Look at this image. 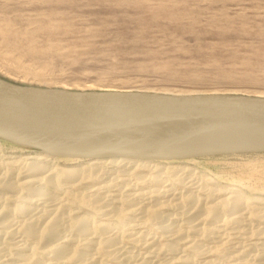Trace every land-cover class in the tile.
<instances>
[{
  "label": "rangeland",
  "instance_id": "1",
  "mask_svg": "<svg viewBox=\"0 0 264 264\" xmlns=\"http://www.w3.org/2000/svg\"><path fill=\"white\" fill-rule=\"evenodd\" d=\"M0 76L19 84L49 88H71L74 90L124 89L170 93L193 91L234 92L264 97V0H0ZM3 142L4 151L1 156L4 158L5 163L6 160L7 162L9 160L12 162L13 165L11 166L8 163V167L12 168L11 170L16 173L10 172L12 181L19 183L33 178V175L31 176L30 173H23L20 170V166L13 163V160L7 155L20 156L22 154L21 156H25V154H35V152L39 151ZM187 165L198 172L196 176L199 183H206L207 189L212 188L213 190H217V192L215 190L212 193V196L215 192L218 193L219 191L223 192L221 197H226L227 194L225 193L239 191L252 198L247 202V209H245L246 215L249 217L247 221L251 222V226L223 223V220L229 214L228 211H224V215L219 216L221 222L216 221L219 218L215 220L207 216V214H199L197 218H188L181 210H169L165 208L161 210V213L163 212L165 217L156 219L150 213L152 209L156 210L157 208H153L154 202L153 204L152 202H138L139 206H130L131 204L128 203L125 206V208L127 207V211L125 209L119 215L117 212L115 217L116 211L112 212L114 211L113 206L109 205L112 197L114 196L113 198L118 199L124 196L125 199V191L128 194L133 193L132 188L135 185L126 184L125 186L124 182H115L113 184L108 182L106 184L100 180L88 179L84 180V182H72L74 186L71 189L73 192L71 195L69 193L59 194L58 196H60L61 201L66 200L63 201L64 203L62 202L61 204L60 199L55 200L56 203L54 200L48 199L47 201V199H43L37 202V204L36 202L31 204V207L33 209L36 208L35 210L38 208L40 213H38V210L36 211L37 213L33 211V215L26 214L25 216V214L21 213L17 215L16 220H36L39 218V222H42V225H44L53 218L54 209L61 208L62 215L65 216L64 219L67 220L68 218L67 221H69L68 216H70L71 212L72 217L80 218L86 215V219L91 221L96 220V226H103L107 223L111 226L112 224V230L106 236L114 234L113 230L119 231L133 228L131 230L132 233L138 232V234L133 235L135 237L139 236L141 232H148L152 236L157 235V237H161L160 246L154 247L155 249L158 247L157 249L164 248L165 250L163 245L166 246L167 242L168 247L170 244V246L173 244V248L177 246L175 251L170 252L168 250V253L166 252L167 248L164 253V250L161 252L159 250L148 249L145 246L143 247V245L137 244L136 246L129 241L130 237L133 236L131 234L128 235L127 232L122 235L123 237L120 236L123 240H119L121 242L118 241L119 244L116 243L117 245L115 244L112 247L113 249L118 247L119 251L116 249L111 250V248V254L110 250L99 254L101 264H118L119 259L117 258H119V254L115 252L123 254L133 252L136 256L140 254L139 257L137 256L138 260L147 255H149L148 257H152L153 255V260L159 261L161 258L160 260L172 261L175 258L177 259L179 251L185 257L188 254L187 258L189 259L190 257L191 259L195 257L192 260L195 261L197 259L195 261L196 264L198 262L201 263L204 259H215L220 264H251L246 260L247 263L243 262V260L235 261L233 259L239 250L242 249V245H244L243 248L247 249L251 244L250 242L252 241L245 238H253L251 236L257 235L226 234L227 237L230 235L232 239L228 237V239H225V243L222 244L220 241V244L217 243L218 237L213 240L210 239L214 234L209 233H206L207 235H196L191 232L188 235L180 236L192 239L197 237V246L202 244L204 247L205 245L204 248L202 246L199 248L211 250V255H208V253L206 254L208 256L199 255L200 257H198L197 254H193V250H188L186 253L185 251L182 252V241L178 242V239L175 240L179 236L174 231L162 234L161 227L170 224L171 228H173L175 224L174 228L183 229V232H188V222L193 221V224L197 222L198 225H201V227L200 225L197 227L208 229L207 232H210L211 228H217L218 226H222L220 232L227 233H232L234 227L233 231L236 232L242 227L255 231L257 227L264 228V224L262 223L264 217L260 219L257 217L258 215H249L252 209L261 208L262 210L260 211L264 210V201H254V199H264V153L196 158V161ZM60 166L68 168L74 165L70 161L63 159ZM168 179L169 181L163 183V185L174 181L170 177H167L165 180L167 181ZM131 183L134 184L135 181ZM116 184H119L120 186L118 187L120 188L116 187ZM95 185L97 187L103 185L104 188L101 190V195L94 194L95 196H93L92 187L95 189ZM105 185L107 186L105 187ZM152 185L153 183L150 181H145V183L141 181L138 185L139 191H148ZM44 188V185L37 187L38 193L35 192L36 196ZM184 188V184L178 183L176 192L186 191V193H191ZM2 189H0V197H10V201L1 199L0 203L1 201L3 202L0 204V208L7 205V207L10 206L13 209L16 205L23 203L22 197L19 200L20 196L29 197L27 190L21 193L17 192V196L12 195L11 197V193L9 195L5 189ZM35 193L33 200L37 199ZM208 193L202 190L200 198L204 199ZM73 194L84 199L87 197L86 200L89 203H81L72 196ZM65 195L67 198L64 197ZM86 195H91V198ZM98 195L100 197L104 196L109 203H105V199L103 197L99 198ZM62 197H64L63 200ZM93 197L94 199L96 197V200H93ZM97 197L100 200L97 201ZM101 199H103L102 202H99ZM162 199L159 200L162 201ZM49 202L55 204L51 205ZM58 202L60 203V207L56 205L59 204ZM261 202L263 203L261 204ZM42 204L44 205L42 206ZM116 206H120V204H116ZM104 207L108 208V211L111 212L105 211ZM139 207L141 209L136 211V215L133 210ZM147 208L149 214L146 213V216L144 213L147 211ZM45 209L48 210L45 211L46 214L44 213ZM101 211L105 216H102ZM131 212L132 214L130 215ZM9 215V218L15 217L12 213ZM35 215L37 218H35ZM50 215H52V218H50ZM46 216L48 217L47 219ZM18 218L21 219L19 220ZM132 224L139 226L135 227ZM65 227H63L64 229L61 232L63 234L61 236L66 237L68 235L66 238L78 240L79 236L76 235V232H73L70 226H68V230L70 229V231L66 230V232ZM158 228L161 229L159 230ZM168 233H171L168 237L171 240L167 238ZM97 234L100 237H104L101 233ZM97 234H94V236L97 237ZM161 234L163 236L166 234V238L164 239ZM223 234L218 235L222 236ZM19 239L23 240L22 243L29 246L28 248H36L35 252L44 263L53 261L50 255L47 254L48 256L46 257V254L43 253L46 251L44 248L48 247H43L42 245L40 248L41 244L36 245L37 243H34L33 240H25L22 236ZM28 243L30 245H27ZM52 244L55 245L56 242ZM75 244L76 242L74 244L68 243L70 247H75ZM174 244L177 245L175 246ZM236 244L240 247L236 248ZM251 247L250 245L249 249ZM249 249L247 250L248 255L256 253V249ZM93 251L89 252V254H94L95 251ZM39 253L41 254L39 255ZM113 253L115 254L113 255ZM104 254H108L110 257ZM112 256L116 257L112 258ZM229 256L230 258H228ZM6 258L4 257L2 260H7V264H15L16 260L14 258L11 257L9 259V256H6ZM263 260L261 264L264 263ZM60 263L79 264V262L72 263L65 259L61 260ZM124 264H129V262Z\"/></svg>",
  "mask_w": 264,
  "mask_h": 264
},
{
  "label": "water",
  "instance_id": "2",
  "mask_svg": "<svg viewBox=\"0 0 264 264\" xmlns=\"http://www.w3.org/2000/svg\"><path fill=\"white\" fill-rule=\"evenodd\" d=\"M0 140L85 160L264 153V97L74 90L0 76Z\"/></svg>",
  "mask_w": 264,
  "mask_h": 264
},
{
  "label": "bare ground",
  "instance_id": "3",
  "mask_svg": "<svg viewBox=\"0 0 264 264\" xmlns=\"http://www.w3.org/2000/svg\"><path fill=\"white\" fill-rule=\"evenodd\" d=\"M153 92H156V91H153ZM157 92H159V91H157ZM162 93L205 94V93H219V92H196V91H193V92H173V93L162 92ZM223 93L238 94V93H234V92H223ZM3 151H4V142L2 140H0V176H1L0 177V189L1 188H3L2 190L5 189V191H7L9 193V195L11 193V197H12V195L17 196L16 195L17 192L21 193L22 191L24 192V190H27L29 197L28 196L27 197L26 196L25 197L24 196H20V197L18 196L19 200H21V197H22L23 203L21 205H16V207H14L13 209H11L10 206H8L9 207L8 208L7 205L5 207L3 206L2 208H0V264H7L6 263L7 260L6 261L2 260L4 257L6 258V256H9V259L11 257L14 258V260H16L15 264H61L60 261L63 259L70 261L72 263L73 262H75V263L79 262V264H101V262H100L101 259H99V254L102 252L109 251L116 243L119 244L118 241L123 240L121 238V237H123L122 236L123 234H125L127 232H128V235L131 234L132 236L138 234V232L132 233L131 230L133 228H129V229H123V230H119V231L113 230L114 234L112 233V235L106 236V234L108 232H111V230H112V227H111L112 224L111 223H110L111 226L108 225L109 223L104 224L103 226L102 225L96 226V224H97L95 222L96 220L91 221L89 219H86L85 218L86 215H84V217H80V218H77L74 216L75 217L74 218V217H72L73 215H71V212L69 214L70 216H68L69 221H67L68 218L66 217L67 220L64 219L65 216L62 215L63 213H62L61 208L54 209V213L52 212L54 214L53 218H52L53 214L50 215L51 216L50 218H52V219L49 220L48 222H46L44 225H42V222H39L40 221L39 218H38L39 220L38 219H36V220H34V219L33 220L32 219L24 220L23 219L21 221L16 220L17 215H19L21 213L25 214V216H26V214H28V215L32 214L33 215L34 214L33 211H35V213H37L36 211L38 210V208H37V210H35L36 209L35 207H34L35 209H33V207H31L32 203L36 202V204H37V202H40L43 199H47V201H48V199H50L51 201L54 200L55 203H56L57 199H60V201H61V198H59L60 196H58L59 194L63 195L64 193L65 194L69 193L71 195L73 193L71 189L74 186V184L72 182H75V181H83L84 182V180H87V179L88 180H95V181L100 180L103 183L105 182L106 184L108 182H110L112 184L115 182L116 183L117 182H120V183L124 182L125 186H126V184L127 185H130V184L135 185V187L133 186L134 188L131 187L133 189L132 190L133 193L128 194V192L125 191V193H126L125 199H124V196L122 198H118V199L113 198L114 197L113 196L110 203H109L106 201V198H104V196H102L103 199H105V201H106L105 203H109V205H111V207L113 206L114 211H112V212L116 211V214L115 213H112V214H115V217L117 215V212L119 215V213L124 212L125 209L127 211V207L125 208V206H127L128 203L131 204L130 206H133V205L139 206L140 202H142V203L152 202V204L154 202L153 208L154 207H157V208H156V210L152 209L150 213L156 219L157 218L161 219V218L165 217L163 212L161 213V210L164 208L169 209V210L170 209L171 210H173V209L181 210L183 214H186L188 216V218H191V217L197 218V215H199V214H201V215L207 214V216H210L211 218H213L215 220L217 218H219V216H221L222 214L224 215V213H223L224 211H228L229 214L227 215V217H225V220H223L224 222L222 221L223 223H226L229 225L239 224L240 226H246V225L251 226L250 225L251 222L247 221L249 219V217H248V215H246L247 213L245 212V209H247V202L249 200H251L252 198H250L249 196H247L244 193L239 192V191H231V192L225 193V194H227L226 197H221V195H223L222 194L223 192L221 193L219 191L220 193L219 192L216 193L217 192L216 189H215L216 194L214 193L212 196V193L215 190H213L212 188L207 189L206 183H204V184H201V182L199 183L197 176H196V174L198 172H196L194 168H191V167H189V165H187V164L192 163L193 161H196V158L184 159V160H175V161H147V160H139V159H132V158L90 159V160L68 159V158L56 157V156L51 155L49 153H43V152H35V154H27V155L25 154V156H21L22 154L20 156L7 155L8 157H10L11 160H13V163H16V165L20 166V170L23 173L27 172V174L30 173L31 176L33 175V178L28 179L27 181L23 180L24 182L23 181H22L23 183L19 182V183H21V184H19L16 181L15 182L12 181V179H11L12 177L10 175L11 174L10 172H12V173H15V172H13L11 170L12 168L8 167L9 166L8 163L11 164V166L13 164L10 160L9 161L11 163L9 161L7 162V160H6V163L4 162V158L1 156ZM63 159H66V161H70L74 166L68 167V168L61 167L60 163H61V160H63ZM16 169H17V167H16ZM165 177L166 178L170 177V179L172 178L174 181H171L170 183H168V184L166 183L165 185H163V183L169 181V179L166 181ZM202 178H203V176H202ZM133 181H135L134 184L131 183ZM141 181L143 183H145V181L146 182L150 181L151 183H153L154 186L152 185L148 191H143V190L139 191L140 188L138 187V185L140 184ZM71 183H72V185H71ZM75 183H77V182H75ZM178 183L184 184V187L186 188V190L187 191L189 190L191 193H186V191H177L176 192ZM42 185H44V187H45L44 190H42L41 192L39 191L40 192L39 195L36 196V193H38L37 187L42 186ZM82 185H84V184H82ZM95 186H96L95 189L92 187L93 196H95L96 194L102 193L101 190L104 188L103 185L99 186V187H97V185H95ZM106 186L107 185H105V187ZM118 186H120V185L116 184V187H118ZM118 188H120V187H118ZM122 189H124V188H122ZM76 190H77V188H76ZM112 190H113V188H112ZM114 190H116V189H114ZM119 190H121V189H119ZM202 190L203 191L205 190V192L207 191V193H208V191H211V192H209L210 194L208 193L207 197H205L203 199V198H200V192ZM90 191H91V188H90ZM121 191H124V190H121ZM117 192H118V189H117ZM4 193H6V192H4ZM34 193H35V196L37 198V199L36 198H34V199H36V200H33ZM77 193H78V191H77ZM195 193H197V195H195ZM82 194H84V193H82ZM18 195H19V193H18ZM100 195H98L99 198H102V197H100ZM72 196L75 199L79 200L81 203H86V204L89 203L88 200H86L87 197H85L86 199H84L83 197H78L74 194ZM86 196H89V195H86ZM64 197H66V195ZM64 197H62V200ZM89 197L91 198V195ZM99 198L97 197V201L100 200ZM161 198H163L164 200L162 199V201H160L159 199H161ZM1 199L4 201L5 200L10 201V197L4 198L2 196V198L0 197V200ZM103 199H101V201H99V202H102ZM108 199H110V198H108ZM93 200H96V197H95V199L93 197ZM258 200L264 201V199H254V201H256V202H259ZM63 201H66V200H63ZM63 201H61V204ZM211 201H212V203H210ZM2 202L3 201H1V203ZM14 202H15V200H14ZM262 203L263 202H261V204ZM4 204H7V203H4ZM50 204H49V206H50ZM54 204H51V205H54ZM116 204H120V206H116ZM43 205L44 204H42V206ZM56 205H59V207H60V203L56 204ZM47 206H48V204H47ZM92 206H93V204H92ZM102 206H104V205H102ZM104 208H105L104 209L105 211L106 210L108 211V208H106V207H104ZM48 209H49V207H48ZM139 209H141V208L139 207L138 209H134L133 211L136 213V211ZM142 209H143V207H142ZM50 210H52V209H50ZM146 210L147 211L144 214H146V213L149 214L148 208ZM260 210H262V209L261 208L252 209V210H250L249 215L250 216L251 215H258L257 217H259L260 219H263L264 210L263 211H260ZM45 211H48V210L45 209L44 213H45ZM99 211H100V208H99ZM30 212H32V213H30ZM108 212H111V211H108ZM11 213H12V215H15V217L9 218V216H10L9 214H11ZM38 213H40L39 210H38ZM261 213H263V214H261ZM74 214H75V212H74ZM101 214H102V211H101ZM131 214H132V212L130 213V215ZM147 214H146V216H147ZM259 214H261V215H259ZM39 215H41V214H39ZM103 215L104 214H102V216ZM133 215H135V214H133ZM136 215H137V213H136ZM143 216L144 215L142 213V217ZM261 216H262V218H261ZM43 217L45 218V216H43ZM126 217H127V215H126ZM35 218H37L36 215H35ZM47 218L48 217L46 216V219ZM26 219H28V218H26ZM46 219H43V220H46ZM151 219L153 220V218H151ZM216 221L221 222V219L219 218V220H216ZM245 221H247V222H245ZM202 222H205V221H202ZM220 222H218V223H220ZM188 223L190 224V225L188 224V226H189L188 232L187 231L183 232V229L181 230L178 228L177 229L174 228L175 224H174L173 228H171L170 224L169 225L167 224V226L161 227L162 228V230H161L162 234L165 232L167 233L169 231L170 232L174 231V233L179 236V237L175 238V240L178 239L177 240L178 242L182 241V243H181L182 249H183V250H181L182 252L185 251V253H186V251H188V250H193V254L194 253H195L194 255L197 254L198 257H200L199 255H206L208 253H209L208 255H211L210 249L207 250V249L199 248L200 246H202V244H199L200 246H197V242H196L197 237L196 238L194 237L195 239H192L190 237L189 238L188 237H180V236L188 235V233H191V232L196 234V235L206 234V233L214 234V235H212V237L210 239L213 240V239H216V237H218L217 243H219V241H220L221 244L225 243V239L226 238L228 239V237L230 239H232L230 237V235L227 237L226 234H235V233H239L238 235H240V234H246V235L254 234L257 236H251L253 238H245V239L252 241V242H250L251 244L250 243L249 244L252 246L251 248L256 249V253L248 255L247 250L249 249L250 245H249V247H247V249L245 247L243 248L244 245H242V249L241 250L238 249L239 252L237 255H235V258L233 260H235V261L243 260V262L247 261L251 264H261V261L264 259V228L261 229V228L257 227V230L255 231V230H248V228H246V227H242V228H240V230L238 232H236V231H233L235 229V227H234V229L232 230V233H230V232L227 233V232H220L221 231L220 228L222 226L221 227L218 226L217 228L216 227L211 228L209 230L211 232L210 233V232H207L208 229L204 228L203 226H202L203 228H200L201 227L200 224H199L200 227H197V226H199L197 222H195V224H193V221L188 222ZM200 223H201V221H200ZM262 223L264 224V221ZM65 224L70 226V228L73 232H76V235L79 236L78 240H74L73 238H66L68 235L66 237L61 236L63 234V233H61L62 230L64 229L63 227L66 226ZM61 226H63V227L61 228ZM68 226H66L67 229L65 227V231L68 230V228H69ZM130 226H131V224H130ZM133 226H135V225H133ZM136 226H137V224H136ZM208 227H210V226H208ZM68 231H70V229ZM157 232H159V231H157ZM97 233H101L102 236H104V237H100L99 234H97ZM171 233H168L167 238L169 237V234L171 235ZM221 233L222 234L224 233V234L222 236L218 235ZM94 234H97L99 236V238H98V236L97 237L94 236ZM173 234H172V236H173ZM165 235L164 236L162 235L164 237V239L166 238ZM224 235H225V237H224ZM21 236L25 240L26 239L33 240L34 243L35 242L37 243L36 245L41 244L40 248L42 247V245H43V247H48V248H44L46 251H44L43 253L46 254V257L48 255H50L51 260H53V261H51V262L48 261V263H44V261L41 260L40 256H38L37 253L35 252L36 248H34V247L28 248L29 246H26V244L22 243L23 240L19 239V237L21 238ZM71 236H73V235H71ZM168 239H170V238H168ZM207 239H209V238H207ZM173 240H174V238H173ZM129 241H131V243L135 244L136 246H137V244L143 245V247L145 246L146 248L152 249L155 251L159 250L162 252L164 250V248L157 249L158 248L157 247L156 248L157 250L154 248L158 245L160 246L162 238L157 237V235L152 236L151 233H148V232H146V233L141 232V234L139 236L130 237ZM177 241H175V242H177ZM55 242H56V244H55ZM69 242H71L73 244L76 242L75 247H72V246L70 247V245H68ZM119 242H121V241H119ZM211 242H213V241H211ZM52 243H54L55 245H53ZM167 243H166V246L163 245V247H165V250L167 248L166 252L168 253V250L170 252L175 251L177 244H174L176 247L173 248L172 247L173 244H172V246H170L171 245L170 244L168 247ZM230 244L232 245V243H230ZM237 244L235 246H237ZM27 245H30V244L28 243ZM127 247H130V246H127ZM204 247H205V245H204ZM211 247H213V246H211ZM239 247L240 246L238 245L236 248H239ZM179 248H181V247H179ZM114 249L119 251L118 247L114 248ZM114 249L112 248L111 250H114ZM245 249H246V251H245ZM254 249H251V250H254ZM42 250H43V248H42ZM92 250H94L95 253L90 255L89 252H91ZM111 250H110V254L112 252ZM122 250H123V248H122ZM165 250H164V253H165ZM234 250H236V249H234ZM120 252H122V251H120ZM226 252H228V251L226 250ZM115 253L119 254L118 255L119 258H117V259H119V263L117 262L118 264H124L127 262H129V264H196L195 261H197V259L195 261L192 260L195 257L194 258L192 257V259H191V257H190V259L187 258L188 254L186 257L184 255H181L180 251L178 253L177 259L175 258V260L173 259L172 261L171 260H168V261L160 260L161 258L159 259V261L153 260L154 259V258H152L153 255H152V257H148L149 255H147L144 258H141L140 260H138L137 256L139 257L140 254H138L136 256L133 252H129L128 254H125V253L123 254V253H119V252H115ZM115 253H113V255ZM40 254L41 253H39V255ZM108 254H104V255L106 256ZM120 254H121V256H120ZM147 254H149V253H147ZM208 255H206V256H208ZM44 257H45V255H44ZM102 257H103V255H102ZM113 257H116V256H112V258ZM172 257H171V259H172ZM112 258H111V260H112ZM228 258H230V256ZM163 259H166V258H163ZM115 260H116V258H115ZM107 261H105V262H107ZM263 262H264V260H263ZM197 264H220V263L218 261H216L215 259H213V260L204 259L201 263L198 262Z\"/></svg>",
  "mask_w": 264,
  "mask_h": 264
}]
</instances>
